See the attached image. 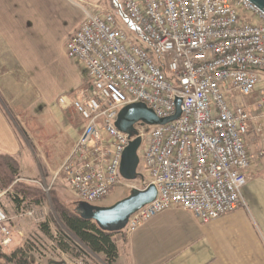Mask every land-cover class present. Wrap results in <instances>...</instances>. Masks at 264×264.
I'll return each instance as SVG.
<instances>
[{
    "label": "built area",
    "instance_id": "2783aa9c",
    "mask_svg": "<svg viewBox=\"0 0 264 264\" xmlns=\"http://www.w3.org/2000/svg\"><path fill=\"white\" fill-rule=\"evenodd\" d=\"M116 1L149 48L134 43L107 7L87 13L67 39L65 55L90 85L58 99L83 121L59 171L67 188L77 202L100 201L122 181L123 151L140 137L146 181L138 190L153 185L157 195L129 218L126 234L174 208L199 224L237 211L252 164L246 140L264 117V14L247 0ZM177 100L173 122L137 123L131 139L115 127L128 105L166 119ZM10 221L0 206L3 248L12 243Z\"/></svg>",
    "mask_w": 264,
    "mask_h": 264
},
{
    "label": "crops",
    "instance_id": "0c3cea01",
    "mask_svg": "<svg viewBox=\"0 0 264 264\" xmlns=\"http://www.w3.org/2000/svg\"><path fill=\"white\" fill-rule=\"evenodd\" d=\"M29 4L32 16L27 17L24 5ZM69 4L77 6L79 19L61 42L38 18V0H0V155L18 162L20 179L52 182L83 125L58 99L84 82L90 87L64 46L93 12L63 0L65 8ZM256 125L261 132L246 140L252 164L242 191L244 206L208 224L180 209L162 212L127 234L119 264H264V117Z\"/></svg>",
    "mask_w": 264,
    "mask_h": 264
},
{
    "label": "rangeland",
    "instance_id": "374dc122",
    "mask_svg": "<svg viewBox=\"0 0 264 264\" xmlns=\"http://www.w3.org/2000/svg\"><path fill=\"white\" fill-rule=\"evenodd\" d=\"M38 1L40 3L39 14L37 15L38 18L47 21L51 26L50 31L54 32V34H56V37H59L58 39L63 42L64 39L62 38V35H65L69 31H71V29L79 19L76 12L74 11V9L78 10L77 6L69 4V7L65 8V6L63 5V0ZM74 1L81 4V6L89 12H94L99 7H107L113 9L118 19L119 26L125 32V34L134 43L141 46L142 48H149L148 43L142 39L136 29L131 28L126 23V21L122 19L113 1L112 3L114 5V8L110 7L109 0H89L88 3L87 0ZM30 6V4L28 6L24 5V14H27V17L32 16V10H30ZM64 11H66V13H64ZM86 83L87 82H84L81 88H85ZM258 88H263L262 84H259ZM136 172L138 174L136 180L130 182L122 180L108 193L107 196L102 198L100 201L93 203V205L100 207L111 206L128 195L127 192L130 191L127 188L128 186L131 189L141 188L143 183L146 181V177L144 175L143 169L140 166V162ZM17 186L21 188L28 187V191H30L29 195L25 197L26 201L22 202L23 204L21 203V207L19 209L14 208V205L11 202V196L8 195L10 193H13V191H15L14 188ZM35 191H39L38 194H42L43 196V201L40 205H38L37 202H30L32 201L31 196H34ZM0 195V205L11 219L10 228L12 231V243L8 247H0L6 254H9L16 247L29 240H38L40 241L41 245H46V238L39 231L38 225L44 221L50 222L51 225L55 227L59 225V219L53 210V204L60 203V205L67 211L74 212L77 203L76 196L69 188H67L62 173H59V175H57L52 182H42L40 180L30 181L18 178L9 186L6 191L0 192ZM29 213H31V215H28ZM115 239L117 240L119 251H121V249H124L125 242L121 241L118 236H116ZM30 261L32 262V264H49L50 261L59 264H103L100 257H96L93 255L85 257H75L74 255L51 254L43 250V248H41V254H34ZM1 264L5 263L2 262Z\"/></svg>",
    "mask_w": 264,
    "mask_h": 264
},
{
    "label": "trees",
    "instance_id": "16d2710c",
    "mask_svg": "<svg viewBox=\"0 0 264 264\" xmlns=\"http://www.w3.org/2000/svg\"><path fill=\"white\" fill-rule=\"evenodd\" d=\"M109 3L110 7L114 8L112 0H109ZM19 176L18 162L12 157L0 155V192L6 191ZM28 189V187L17 186L13 193L8 194L11 196V202L15 209H19L21 203L26 201L25 197L30 193ZM38 193L39 191H35L30 202H37L40 205L43 196ZM53 210L58 216L59 225L52 226L48 221L38 225L39 231L46 238V245H41L38 240H29L9 254L4 253L0 248V264L2 262L5 264H32L31 258L34 254H41V248L51 254L74 255L75 257L93 255L100 257L103 264H119L120 251L115 238L118 236L121 241L126 242L125 230L118 233L104 232L94 222L81 219L74 212L67 211L60 203L53 204Z\"/></svg>",
    "mask_w": 264,
    "mask_h": 264
},
{
    "label": "water",
    "instance_id": "95a60500",
    "mask_svg": "<svg viewBox=\"0 0 264 264\" xmlns=\"http://www.w3.org/2000/svg\"><path fill=\"white\" fill-rule=\"evenodd\" d=\"M116 5L122 19L133 29L134 26L128 18L122 13L116 0H112ZM264 14V0H247ZM180 100L176 101V110L173 116L166 119H158L153 112L144 104L137 103L124 107L117 116L115 122L116 129L126 134L130 139L136 136L134 125L154 126L164 125L177 120L180 117ZM141 145V138L136 137L129 142L122 154L119 174L123 181L136 180L137 168L139 166L138 150ZM157 191L153 185L148 186L145 190L132 188L128 195L115 204L107 207L90 205L83 202H77L74 212L83 220L94 222L102 231L108 233H118L125 229L129 218L151 203L156 198ZM49 264H59L50 261Z\"/></svg>",
    "mask_w": 264,
    "mask_h": 264
}]
</instances>
